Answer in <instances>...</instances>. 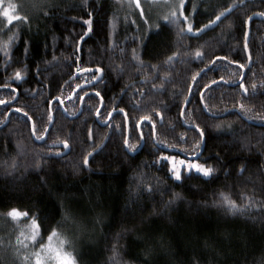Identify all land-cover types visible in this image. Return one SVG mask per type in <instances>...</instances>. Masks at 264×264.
<instances>
[{"label":"trees","instance_id":"1","mask_svg":"<svg viewBox=\"0 0 264 264\" xmlns=\"http://www.w3.org/2000/svg\"><path fill=\"white\" fill-rule=\"evenodd\" d=\"M8 1L28 22L8 25L0 16V42L16 33L8 55L0 49V99L18 95L0 105V125L22 110L0 129V215L29 211L42 238L55 228L70 243L77 264H264V127L243 118L264 123V19L248 21L264 12V0H187L176 22L148 2L141 16L119 0ZM225 9L232 11L204 28ZM89 14L92 31L80 41ZM239 64L247 93L241 83L227 85L241 79ZM97 66L104 71L94 81L76 71ZM96 91L105 106L100 121L112 109H124L128 120L118 112L100 126ZM85 92L77 119L53 106L54 124L37 143L27 117L44 136L48 101L59 96L75 115ZM142 116H151L154 134L150 122L132 130ZM127 123L131 143L143 132L135 156L122 145ZM197 129L205 137L199 161L216 169L214 178L184 172L176 181L157 157L179 155L166 149L193 156L203 144ZM222 192L243 210L229 212Z\"/></svg>","mask_w":264,"mask_h":264},{"label":"snow or ice","instance_id":"2","mask_svg":"<svg viewBox=\"0 0 264 264\" xmlns=\"http://www.w3.org/2000/svg\"><path fill=\"white\" fill-rule=\"evenodd\" d=\"M3 3V0H0V4ZM132 3H135V6L140 9L139 14L141 16L144 15L143 13V9L140 7V0H130V4L129 6H131ZM184 3L185 0H179L178 5H176V9L178 11L181 12V14H183V8H184ZM232 11V9H225L224 13H221L220 15L216 16L215 20H209V23L204 25V28L210 27L212 25H215L217 23V21L221 20L222 16H226L227 14H230ZM17 13V5L14 3H10L8 4L7 7H3L2 11H0V16H3L8 25H12L14 22L17 21H22L25 24L28 22V17L27 16H22V15H18ZM259 15L264 16V12L259 13ZM165 20H168L169 22H176V20L178 19L177 17V12L173 11L171 13V17L169 16H165L164 17ZM185 20H187V17H184ZM252 19V17L248 18V21H250ZM248 21H245V23H247ZM91 14H89V18L87 20L84 21L85 25H87V30L84 32L83 36L80 37V41H83L84 37L88 36V34L92 31L91 29ZM188 30L191 31L192 30V25L189 24L188 25ZM202 29H197L196 31L199 32ZM16 39V33H13L12 35L9 36L8 40L0 42V49H3V51L5 52V56L8 55V49L10 47V45L15 41ZM245 48H247V43L245 41ZM25 51H27V48L25 49ZM197 55L199 56L200 53H197ZM220 59V58H217ZM222 59L227 60V57H223ZM231 63H238L237 61H232ZM240 69H243L245 67L244 64H239ZM77 72H84V71H88L91 73V77H90V81H94L99 79L102 74H103V68L97 66L94 69H81V68H77L76 69ZM22 78L21 76V72L20 71H16L15 73V79L16 80H20ZM222 79V78H221ZM89 81V82H90ZM213 84L216 83V81L212 82ZM3 87H7V85H3ZM241 88H243L244 92L247 93L248 92V88L244 86L243 83H241L240 85ZM81 85L77 84L76 85V89H80ZM253 88H255V85H253ZM12 91H15L14 89ZM88 93L85 92L84 95L79 96V100L83 101L85 96H87ZM95 96L99 97L100 99V106L96 108V116L99 117L101 115V107H105L103 105V96H101V93L99 91L95 92ZM53 101L57 102L58 104L62 105L63 104V99H61L59 96L57 97H53L52 100H49L48 103L51 105L53 103ZM6 103H10L7 102L3 99H0V105L6 104ZM239 107L241 109L244 108L243 104H240ZM16 111H22L21 109H16ZM118 111L120 114H122L125 118V120H127V113L124 111V109H112L111 111H107V117L111 118L113 116V112ZM24 115L27 117V113H24ZM157 115H160L159 113H157ZM29 122L31 123V118L27 117ZM49 122L51 123L53 120V116L51 114V110L49 111ZM262 119H264V117H262ZM144 121H148L151 124V127L153 129V133L155 131V122L152 121L151 116H142L140 117L137 121L133 122L132 124V130L135 131L136 129H138L141 125V123H143ZM197 128H199V126H196ZM32 130H33V134L35 135V125H32ZM44 132H47V128L44 129ZM198 135L202 138L204 137V130L203 129H199ZM44 136L43 135H36L35 139L37 140H41L43 139ZM89 138L91 139V130H89ZM143 140V132H139V138L137 140L136 143H131L130 142V136L129 135H125L122 141V145L124 147V149L126 150V152L128 153H133L136 152L139 148V144L140 141ZM57 143V142H54ZM63 146L65 148L69 147L68 141L65 140L63 141ZM201 146V141L198 140L196 145L194 146V149L191 152V155L198 157L200 155V152L198 151V149H200ZM169 147H171L169 145ZM57 155H60V153H57ZM93 153H88L87 155L84 156L83 161H82V165L87 167L89 165V157L92 156ZM159 160H166L169 162V172L172 178H174V180L176 181H181L184 177H183V172H187V173H192V172H196L198 174H200L202 177H207V178H214V174L216 172V169L210 165H206L203 163H200L197 160H190L187 158H182L179 159V161H177V157L176 156H169V155H164L163 153H161L158 157H157V161ZM245 169L243 167H241L240 171L243 172ZM148 190H151L150 186L148 188ZM221 196V201L220 203L224 206H226L227 210L229 212L235 213L238 211H242L243 209L239 208L236 204V202L232 199H230V197L225 194V193H220ZM6 215L11 218L13 221H17L20 220L21 218L26 219V220H30V223L26 226L27 229L29 230V234H25L24 231L20 232V237H23V240H28V241H32L35 242L37 240V237L40 233V222L37 219V217L35 215H33L32 213H30L27 210H20L18 208H11L8 210V212L6 213ZM56 239L58 241V244H54L53 240ZM23 240H20L18 238V243H23ZM67 243L66 239H62L60 238L57 229L53 228L51 230V232L49 233L48 237H47V243H41L40 244V250L38 252L33 253V257H34V264H49V262H51V264H77V260L75 255L66 250L65 248V244ZM25 247H27V245H24ZM29 258L27 256L24 257V260L27 261Z\"/></svg>","mask_w":264,"mask_h":264},{"label":"rangeland","instance_id":"3","mask_svg":"<svg viewBox=\"0 0 264 264\" xmlns=\"http://www.w3.org/2000/svg\"><path fill=\"white\" fill-rule=\"evenodd\" d=\"M34 1H36V0H34ZM119 1H122V2L126 1L127 3H130V0H119ZM144 2H148L150 4L151 3L159 4L157 6V7H159L158 10L163 9L164 10L163 13H165V14H163L164 16L171 17V13L173 11L177 12V16L179 14L183 15V14H181L180 11H178L176 9V5H178L179 0H140V7H142ZM186 2H187V0H185L184 6H185ZM8 4H10V2L8 0H3V3L0 4V11H2L3 7H7ZM132 5L135 6V3H132ZM151 11H153V10H151ZM153 13H154V11H153ZM157 13H159V12L155 11L154 14L157 15ZM169 156H176L177 161H179V159L185 158L183 156L175 155V154H169ZM200 163H202V162H200ZM185 173H187V172H185ZM194 173H196V172H194ZM187 174H189V173H187ZM29 223H30V220H26L23 218H21L20 220H17V221H13L8 216H1L0 215V234H2L1 238H0L1 239V241H0V255L2 256V259H3V261H5L6 264H34L33 253L41 251L40 250V244L41 243H47V238L46 239L42 238L41 233H39L37 240L35 242L23 240V237H20L21 231H24L26 235L29 234V230L26 227ZM3 235H4V237H3ZM18 238L20 240H23V243H18ZM60 238L64 239L61 236H60ZM53 243L58 244V241L56 239H54ZM24 245H27V247H25ZM69 245H70V243L67 241V243L65 244L66 250H68ZM25 256H27L29 258L27 261L24 260ZM49 264H51V262H49Z\"/></svg>","mask_w":264,"mask_h":264},{"label":"water","instance_id":"4","mask_svg":"<svg viewBox=\"0 0 264 264\" xmlns=\"http://www.w3.org/2000/svg\"><path fill=\"white\" fill-rule=\"evenodd\" d=\"M255 19H260V20H261V19H264V17H262V16H260V15H255V16L252 17V19L249 21V23H250L252 20H255ZM216 61H217V60H214L213 63H212L209 67L205 68V69H204V70H203V71L197 76L196 79H198V78H199L204 72L209 71V70L215 65ZM242 72H243V73H242V77H241V79H240L238 82H236V83H227V85H228V86H236V85H239V84L242 82V80H243V78H244V76H245V72H246V71H245L244 68L242 69ZM194 83H195V82H194ZM194 83H193V85L191 86V90H190V93H189V98H188V100H187V102H186V104H185V106H184L183 112H182V119H183V121H184V111H185V109H186V107H187V105H188V103H189L190 98H191ZM218 83H224V82L220 81V82H216L215 84H218ZM93 84H94V83H91V84H89V85H93ZM215 84H214V85H215ZM89 94H90V93H88V95H89ZM88 95H87V96H88ZM17 97H18V95L16 94V98H15V100L17 99ZM85 98H86V96H85ZM85 98H84V100H85ZM15 100L11 101L10 103L3 104V105H10V104H13V102H14ZM84 100L81 101L80 109H79L78 113L75 114V115H70V114L66 111V109H65V107H64V102H63V104L60 105V106L63 108L64 113L66 114V116H67L69 119H77V118L80 117L81 114H82ZM56 103H57V102L53 101V103L50 105V110H51V114H52V116H53V120H52V122L49 124V126H48V128H47V132L44 134V138L41 139V140H37V139H35L36 134L34 135V134H33V130H32V136H33L34 140H35L37 143H39V144H42V143H44V142L46 141L47 136H48V134H49V132H50V130H51L53 124H54L55 119H54V114H53V106H54ZM101 109H102V107H101ZM13 112H17V111H16L15 109H13V110H11V111L8 113V115H7V119H6V121H5L2 125H0V129L4 128V127L8 124L9 119H10V116H11V114H12ZM116 113H118V111L113 112V116H114ZM209 115H210V116H213V117H223V116H224V115H221V116H215V115H211V114H209ZM113 116H112V117H113ZM112 117H111V118H108V120L105 121V122L100 121L99 117H97V116H96V119H97V121L99 122V125H100V126L105 127V126L111 121ZM243 118H244V120H246L247 122H249V123H251V124H253V125H258V126H263V127H264V123H257V122L251 121V120H249V119H246L245 117H243ZM127 120H128V118H127ZM127 122H128V121H127ZM146 122H148V121H144L143 123H141L139 129H140L141 126H142L144 123H146ZM33 124H34L33 121H31V126H32ZM186 126H187V125H186ZM187 127H188V126H187ZM189 128H190V129H196V128L193 127V126H189ZM197 130H198V129H197ZM198 131H199V130H198ZM127 135H129V124H128V123H127ZM202 141H203V144H202V148H201V150L199 151V152H200V155H199L198 157L186 155V154H184L183 152H180V151H178V150H173V149H166V150H168V151H173V152H175V153L179 154L180 156H183V157H185V158H187V159H191V160H197V159H198V160H199V158L201 157L202 152H203V150H204V146H205V137L202 138ZM143 146H144V141H142L141 146L138 148V150H137L136 152H133V153H130V154H131L132 156H135L136 154H138V153L141 151V149L143 148Z\"/></svg>","mask_w":264,"mask_h":264},{"label":"flooded vegetation","instance_id":"5","mask_svg":"<svg viewBox=\"0 0 264 264\" xmlns=\"http://www.w3.org/2000/svg\"><path fill=\"white\" fill-rule=\"evenodd\" d=\"M259 123H263V122H259Z\"/></svg>","mask_w":264,"mask_h":264}]
</instances>
